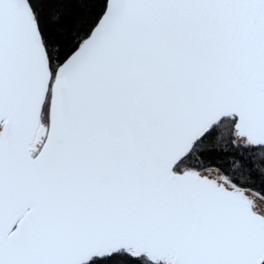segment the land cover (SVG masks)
I'll return each instance as SVG.
<instances>
[{
	"label": "snow or ice",
	"instance_id": "obj_1",
	"mask_svg": "<svg viewBox=\"0 0 264 264\" xmlns=\"http://www.w3.org/2000/svg\"><path fill=\"white\" fill-rule=\"evenodd\" d=\"M0 264H264V0H0Z\"/></svg>",
	"mask_w": 264,
	"mask_h": 264
}]
</instances>
